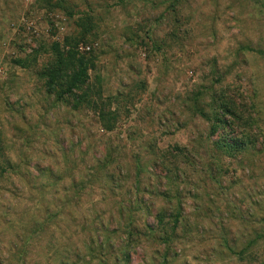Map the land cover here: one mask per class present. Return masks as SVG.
I'll use <instances>...</instances> for the list:
<instances>
[{"label":"rangeland","instance_id":"rangeland-1","mask_svg":"<svg viewBox=\"0 0 264 264\" xmlns=\"http://www.w3.org/2000/svg\"><path fill=\"white\" fill-rule=\"evenodd\" d=\"M0 264H264V0H0Z\"/></svg>","mask_w":264,"mask_h":264},{"label":"trees","instance_id":"trees-1","mask_svg":"<svg viewBox=\"0 0 264 264\" xmlns=\"http://www.w3.org/2000/svg\"><path fill=\"white\" fill-rule=\"evenodd\" d=\"M52 51L56 55V61L60 65L62 62L66 60H73L75 58V53L69 52H60L58 45H53L51 47ZM18 64H20V61H17ZM64 67H57L54 69H50L44 73H42V76H45L48 78V86L49 88H52L54 85H56L58 82H63L64 85L66 86V93L71 94L72 90L79 88L78 86L83 84L84 80H86L87 76V67L84 64V62L76 63L74 64L73 67H69L68 69V74L64 75V80H61L63 77L61 76L62 69ZM230 103L226 101H221L218 104V111H221L223 114H231L230 111ZM204 118V115H202ZM218 117V115H217ZM223 120H221L219 117L216 118V124L211 127V133L214 134L217 130L218 124L221 123ZM104 128L107 130H110L112 126L110 124H105ZM216 145L219 148L222 149H228L229 151H234V150H241L243 148L244 142L240 141L239 139L235 140H218ZM126 258V257H125Z\"/></svg>","mask_w":264,"mask_h":264},{"label":"built area","instance_id":"built-area-1","mask_svg":"<svg viewBox=\"0 0 264 264\" xmlns=\"http://www.w3.org/2000/svg\"><path fill=\"white\" fill-rule=\"evenodd\" d=\"M22 22L24 24V29L28 33H33L35 35L34 39H36L39 36V33L37 32V28H36V23L33 20H25L24 18H22ZM90 49H91L90 46L79 47V50L83 52H89Z\"/></svg>","mask_w":264,"mask_h":264}]
</instances>
